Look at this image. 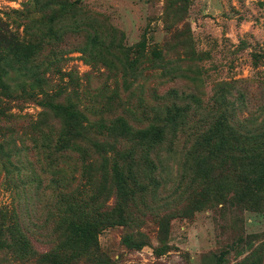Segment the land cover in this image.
I'll return each instance as SVG.
<instances>
[{"label":"rangeland","instance_id":"rangeland-1","mask_svg":"<svg viewBox=\"0 0 264 264\" xmlns=\"http://www.w3.org/2000/svg\"><path fill=\"white\" fill-rule=\"evenodd\" d=\"M0 18L20 74L83 115L65 151L44 95L0 119L23 264L80 248L65 240L86 221L97 250L72 264H264V0H0Z\"/></svg>","mask_w":264,"mask_h":264},{"label":"trees","instance_id":"trees-1","mask_svg":"<svg viewBox=\"0 0 264 264\" xmlns=\"http://www.w3.org/2000/svg\"><path fill=\"white\" fill-rule=\"evenodd\" d=\"M25 49L26 47L19 41L18 37L10 31L3 19L0 18V119H7L12 116L8 114L11 103L35 100L40 94L44 95V98H41L42 100L37 103L44 110H49L53 113L55 118L62 121L64 129L59 134L55 147L57 151H65V149L71 147L74 137H79L81 133L79 129L80 127L82 128L80 123V120H83L82 112L75 104L69 101L60 103L55 98H50L42 89L45 85V80L39 74H30L27 70L20 74L23 67L21 64H25V61L21 60L20 56ZM13 75H15V78L12 77ZM30 79H32V83L28 86L27 83H29ZM10 82L15 83L11 84ZM41 114L43 115V113ZM42 124V121L37 123V130H41L39 126ZM3 150V146L0 144V165L4 168L6 161L4 158L5 156L10 157V153L7 149L5 151L7 155H4ZM6 174L9 176L8 171H6ZM8 179L12 180L13 178ZM11 217H17L15 209L0 208V250H7L13 253L18 251L21 253V259H23L21 260L22 264L23 262L27 263L29 260L34 259L35 254L32 252L29 241L25 238L26 234L22 235L19 240L11 239V243L8 244L3 239L9 230V225L7 224L12 220ZM97 226L99 225L96 223L91 224L88 221L72 225L69 229L71 235H68L69 238L65 240V244L79 245L80 248L66 250L61 257L51 253L43 255L39 258L38 264H72L80 253L86 252L90 248L93 249L92 251H96ZM126 242H129V240H126ZM128 244L131 245L132 243ZM226 254V252H222L218 257V262L223 261ZM74 256L76 257L74 258Z\"/></svg>","mask_w":264,"mask_h":264}]
</instances>
